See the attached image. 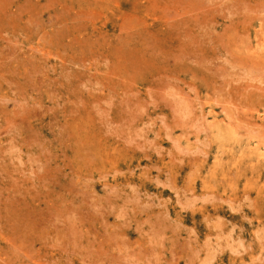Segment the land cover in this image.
Segmentation results:
<instances>
[{
  "label": "rangeland",
  "instance_id": "obj_1",
  "mask_svg": "<svg viewBox=\"0 0 264 264\" xmlns=\"http://www.w3.org/2000/svg\"><path fill=\"white\" fill-rule=\"evenodd\" d=\"M0 264H264V0H0Z\"/></svg>",
  "mask_w": 264,
  "mask_h": 264
},
{
  "label": "bare ground",
  "instance_id": "obj_2",
  "mask_svg": "<svg viewBox=\"0 0 264 264\" xmlns=\"http://www.w3.org/2000/svg\"><path fill=\"white\" fill-rule=\"evenodd\" d=\"M182 1V0H181ZM222 3V2H221ZM187 16V15H186ZM132 96V95H131ZM11 247V246H10Z\"/></svg>",
  "mask_w": 264,
  "mask_h": 264
}]
</instances>
